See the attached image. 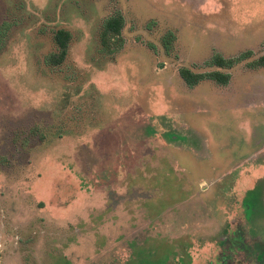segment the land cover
<instances>
[{
  "label": "rangeland",
  "instance_id": "374dc122",
  "mask_svg": "<svg viewBox=\"0 0 264 264\" xmlns=\"http://www.w3.org/2000/svg\"><path fill=\"white\" fill-rule=\"evenodd\" d=\"M263 53L264 0H0V264H263Z\"/></svg>",
  "mask_w": 264,
  "mask_h": 264
},
{
  "label": "trees",
  "instance_id": "16d2710c",
  "mask_svg": "<svg viewBox=\"0 0 264 264\" xmlns=\"http://www.w3.org/2000/svg\"><path fill=\"white\" fill-rule=\"evenodd\" d=\"M123 27L124 19L119 14L112 16L105 21L100 38L103 50L108 53L112 52L113 50H117L119 44L122 42L121 32ZM70 39L71 35L69 31L65 29H58L54 32L53 42L55 44L56 50L52 52L48 57V62L51 65L58 66L65 60L69 48ZM250 54V52H245L239 57L228 59H223L219 55H215L212 61L214 65L227 70L228 68L232 67L234 63L247 58L248 56H250ZM249 65L252 67L264 66V53L258 58H256ZM180 74L182 78L190 85L196 84L202 78H210L220 83H227L230 78L228 73L220 70L194 74L190 70L183 68L180 70Z\"/></svg>",
  "mask_w": 264,
  "mask_h": 264
},
{
  "label": "flooded vegetation",
  "instance_id": "af4514ba",
  "mask_svg": "<svg viewBox=\"0 0 264 264\" xmlns=\"http://www.w3.org/2000/svg\"><path fill=\"white\" fill-rule=\"evenodd\" d=\"M262 263L264 264V261H262Z\"/></svg>",
  "mask_w": 264,
  "mask_h": 264
},
{
  "label": "crops",
  "instance_id": "0c3cea01",
  "mask_svg": "<svg viewBox=\"0 0 264 264\" xmlns=\"http://www.w3.org/2000/svg\"><path fill=\"white\" fill-rule=\"evenodd\" d=\"M214 264V263H213Z\"/></svg>",
  "mask_w": 264,
  "mask_h": 264
}]
</instances>
